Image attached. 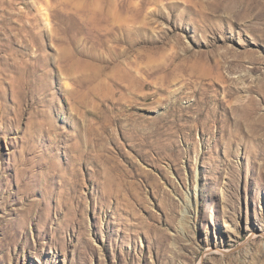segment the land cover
Instances as JSON below:
<instances>
[{
    "label": "rangeland",
    "instance_id": "obj_1",
    "mask_svg": "<svg viewBox=\"0 0 264 264\" xmlns=\"http://www.w3.org/2000/svg\"><path fill=\"white\" fill-rule=\"evenodd\" d=\"M0 264H264V0H0Z\"/></svg>",
    "mask_w": 264,
    "mask_h": 264
}]
</instances>
